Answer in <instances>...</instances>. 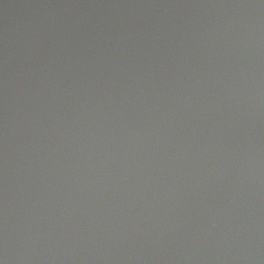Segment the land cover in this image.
Listing matches in <instances>:
<instances>
[{
  "label": "water",
  "instance_id": "1",
  "mask_svg": "<svg viewBox=\"0 0 264 264\" xmlns=\"http://www.w3.org/2000/svg\"><path fill=\"white\" fill-rule=\"evenodd\" d=\"M0 264H264V0H0Z\"/></svg>",
  "mask_w": 264,
  "mask_h": 264
}]
</instances>
